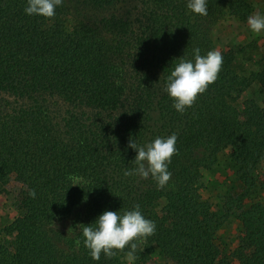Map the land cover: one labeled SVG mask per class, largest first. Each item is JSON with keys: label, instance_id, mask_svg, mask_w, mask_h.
Returning <instances> with one entry per match:
<instances>
[{"label": "trees", "instance_id": "obj_1", "mask_svg": "<svg viewBox=\"0 0 264 264\" xmlns=\"http://www.w3.org/2000/svg\"><path fill=\"white\" fill-rule=\"evenodd\" d=\"M78 1L106 11L98 24L72 22L71 0L50 19L26 14L27 0H0V185L11 177L21 185L9 196L20 213L0 229V264H128L127 248L93 260L82 232L58 222L90 225L137 204L156 232L134 264H264V36L238 50L215 34L224 20L246 24L255 0H207L206 16L188 0ZM195 48H218L222 70L181 114L164 86ZM253 52L260 60L251 66ZM172 134L165 188L124 176L137 155L130 139ZM230 147L243 190L215 205L203 197L202 171ZM230 220L240 228L227 252L217 234Z\"/></svg>", "mask_w": 264, "mask_h": 264}, {"label": "clouds", "instance_id": "obj_2", "mask_svg": "<svg viewBox=\"0 0 264 264\" xmlns=\"http://www.w3.org/2000/svg\"><path fill=\"white\" fill-rule=\"evenodd\" d=\"M63 0H27L24 11L28 15L53 18L57 6H62ZM187 8L201 16L208 14L207 0H188ZM247 24L252 32L264 31V13H252L247 18ZM194 59L183 57L173 65V70L167 77L164 91L173 99L175 110L183 114L187 108L194 106L199 95L205 93L209 85L217 79L222 70L223 55L221 51L213 49L206 55H201L199 48L193 49ZM177 135L156 137L152 142L138 144L130 139L128 147L136 150L137 155L131 162L134 167L126 169L124 176H139L142 179L151 177L159 189L165 188L171 180L172 173L168 170L172 157L177 154ZM82 177L70 175L72 185H80ZM32 198L36 191L29 192ZM84 237V246L89 250L93 260L99 261L103 254L111 259L118 252L125 253L128 264L137 260V252L142 251V245L147 243L148 237L156 232V223L145 218L137 204L132 210L108 211L105 210L96 221L90 225L77 226ZM70 230V229H69ZM80 241L77 240L79 245Z\"/></svg>", "mask_w": 264, "mask_h": 264}, {"label": "rangeland", "instance_id": "obj_3", "mask_svg": "<svg viewBox=\"0 0 264 264\" xmlns=\"http://www.w3.org/2000/svg\"><path fill=\"white\" fill-rule=\"evenodd\" d=\"M71 15L70 20L75 23L88 22L91 24H98L100 19L105 14L106 11L93 9L91 7H86L79 3L78 0H71ZM256 11L264 13V0H255ZM253 12V13H254ZM215 34L219 41L223 44H227L230 47L240 50L242 47L247 45L254 35L264 36V31L257 34L251 31L248 24H241L236 21L224 20L215 30ZM260 43L263 39L259 37ZM260 53L264 55V47L261 48ZM238 60L242 63L245 58L242 54L238 56ZM260 60L257 52H253V60L250 63H256ZM246 61V60H245ZM249 63V61L247 62ZM252 93L247 91L242 97L241 101L250 98ZM233 150L232 147L227 149L225 152L220 153L217 156L218 167L213 169L206 168L203 169V197L213 202L215 205H219L224 196L229 194L237 195L243 190V184L239 177L237 176L236 168L230 163L228 157L229 152ZM21 185L11 177L7 184L0 185V229L10 224L14 218L20 213L16 208H13L11 201L9 200L10 193H16L20 190ZM58 224L71 225L74 229L77 228L74 224V218L69 217L62 222L59 221ZM240 228L237 222L229 221L227 222L217 234V243L220 245L221 249L230 252L235 245H237V231ZM5 237V235L3 236ZM7 244H13L14 238L12 236L5 237ZM157 264H172V262L167 258H158Z\"/></svg>", "mask_w": 264, "mask_h": 264}]
</instances>
